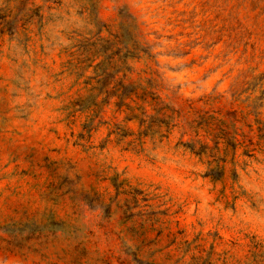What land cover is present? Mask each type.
Returning a JSON list of instances; mask_svg holds the SVG:
<instances>
[{"label": "rangeland", "instance_id": "rangeland-1", "mask_svg": "<svg viewBox=\"0 0 264 264\" xmlns=\"http://www.w3.org/2000/svg\"><path fill=\"white\" fill-rule=\"evenodd\" d=\"M0 264H264V0H0Z\"/></svg>", "mask_w": 264, "mask_h": 264}, {"label": "trees", "instance_id": "trees-1", "mask_svg": "<svg viewBox=\"0 0 264 264\" xmlns=\"http://www.w3.org/2000/svg\"><path fill=\"white\" fill-rule=\"evenodd\" d=\"M124 86V85H123ZM126 87L124 86V89H125Z\"/></svg>", "mask_w": 264, "mask_h": 264}]
</instances>
